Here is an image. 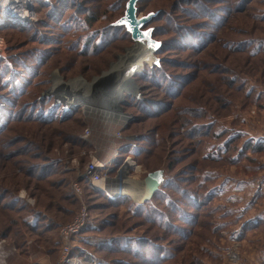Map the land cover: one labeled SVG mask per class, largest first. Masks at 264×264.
<instances>
[{
  "label": "rangeland",
  "instance_id": "rangeland-1",
  "mask_svg": "<svg viewBox=\"0 0 264 264\" xmlns=\"http://www.w3.org/2000/svg\"><path fill=\"white\" fill-rule=\"evenodd\" d=\"M126 1L35 0L32 25L0 30V105L19 111L0 127V253L11 254L0 264H58L61 228L84 207L88 222L71 246L90 264L237 263L238 244L221 239L231 228L221 225L226 201L196 208L182 189L202 195L243 171L261 183L264 151L232 157L256 143L243 128L264 130V0H140V15L159 13L146 28L164 43L159 64L130 78L144 105L124 90L107 113L67 106L66 94L105 90L123 73L136 43L110 25ZM223 129L236 139L224 157ZM114 156L104 170L113 198L82 175ZM128 158L135 168L125 181L166 167L168 184L152 202L120 190Z\"/></svg>",
  "mask_w": 264,
  "mask_h": 264
},
{
  "label": "crops",
  "instance_id": "crops-1",
  "mask_svg": "<svg viewBox=\"0 0 264 264\" xmlns=\"http://www.w3.org/2000/svg\"><path fill=\"white\" fill-rule=\"evenodd\" d=\"M242 130L246 137L256 140L254 145L257 147L242 144L243 147L238 149L232 158L237 159V156H240L243 150L248 147L251 150L257 148V151H264V130L250 131L251 129L248 128ZM226 139H229V136ZM223 144L222 154L225 151V143ZM251 168L247 166L249 171ZM250 176L243 171L238 175L226 177L223 175L220 178V183H222L221 199L226 201L222 205V208H225V213L222 216L227 217L221 225L226 226L227 223L231 225L230 230L223 233L221 239L232 245L238 244L235 246L237 259L235 264H264V183H258ZM224 249L229 251L232 246L229 245ZM2 255L11 257V254L3 252L0 253L1 260Z\"/></svg>",
  "mask_w": 264,
  "mask_h": 264
},
{
  "label": "bare ground",
  "instance_id": "bare-ground-1",
  "mask_svg": "<svg viewBox=\"0 0 264 264\" xmlns=\"http://www.w3.org/2000/svg\"><path fill=\"white\" fill-rule=\"evenodd\" d=\"M19 3H20L18 4L19 7L21 6L24 8L23 11L24 13H26V16L30 17L32 8L30 7L29 1L19 0ZM20 25H27V24H20ZM127 58L129 62L127 61L128 64L124 63L125 64L124 71L119 77V79L117 78L115 80V83H113L114 79L111 80V82L109 83L111 85H108L105 90L101 88L102 90L100 89V91L98 90L96 92L87 93V94L84 91H77V92L75 91L76 93L74 95L66 94V96L64 95L65 97L62 96L64 98H60V99L64 100L65 104L69 107L80 105V106L89 107V109L95 110L97 112L107 113L108 109H112L113 102L120 100V98L118 97L120 92L124 90H128V91L132 90L134 94L137 93V87L132 83L130 78L137 70L141 69L144 63L152 62L151 52H150L149 47H147V45H144V46L136 45L133 51H129ZM112 158L110 157L106 161L99 160L100 162L97 164V167H105V163H108L110 160H112ZM133 168H135V163L132 161L131 158L124 161L123 165L121 166L119 170V175H120L119 177H122V180H121L122 182L120 185V187L122 186V188H120V190H123V188L130 189L132 191L140 190L139 194L137 193H134V194L131 193V194L137 200H145L149 194L148 193L149 187L147 183L145 181H138L139 183L125 181L126 179L123 178L124 174L128 175L129 174L128 172L132 170ZM127 169L129 170L127 171ZM127 177L128 176H126V178ZM103 188L107 189L105 186H103ZM126 193L128 194L130 192L126 191L125 193L123 192L122 194H126Z\"/></svg>",
  "mask_w": 264,
  "mask_h": 264
},
{
  "label": "built area",
  "instance_id": "built-area-1",
  "mask_svg": "<svg viewBox=\"0 0 264 264\" xmlns=\"http://www.w3.org/2000/svg\"><path fill=\"white\" fill-rule=\"evenodd\" d=\"M27 1H29L30 7L32 8L30 17L26 16V13H24L23 11L24 9L23 7L21 6L19 7L18 5L20 4L19 0H0V21H11L19 25L32 24L33 22H35L36 13L33 7V4H35V2L33 0H27ZM45 2H47V0H45ZM88 134L89 133H85L84 137H88ZM114 159L115 156L112 158V160ZM99 162H100L99 160L93 161L88 165L86 171L82 175L83 181L89 182L94 187L105 190L111 197H113L112 195L114 194L113 189H117V188L107 184L106 173H104L107 164L110 163L111 160L108 163H105V167H97V164ZM258 181L264 183V174L259 177ZM73 184H74L73 186L74 192L77 195L81 194L82 189L79 183L75 182ZM103 186H105L107 189L103 188ZM124 197H130V196H124ZM88 218L89 215L87 212V208L84 207L83 210L80 212V214L72 223L61 228L60 233H61V242H62V256L58 264H86V263L90 264V259L80 258L76 254H74L72 252L73 249L71 246L72 237L82 230V228L87 224Z\"/></svg>",
  "mask_w": 264,
  "mask_h": 264
},
{
  "label": "water",
  "instance_id": "water-1",
  "mask_svg": "<svg viewBox=\"0 0 264 264\" xmlns=\"http://www.w3.org/2000/svg\"><path fill=\"white\" fill-rule=\"evenodd\" d=\"M139 0H127L124 14L117 20L112 22V26L126 28L127 32L131 34L132 39L136 45L149 47L152 57V62L159 64L160 59L154 55V53L161 47V42L155 40L152 35L154 27H148V24L154 19L158 12H149L145 15H140L138 11ZM151 62V63H152ZM138 99H142V94L137 87V93H135ZM167 180L166 167L162 166L159 169L153 170L147 173L145 182L148 185V196L145 201L153 198L156 192L162 189L164 183Z\"/></svg>",
  "mask_w": 264,
  "mask_h": 264
},
{
  "label": "trees",
  "instance_id": "trees-1",
  "mask_svg": "<svg viewBox=\"0 0 264 264\" xmlns=\"http://www.w3.org/2000/svg\"><path fill=\"white\" fill-rule=\"evenodd\" d=\"M33 1H35V0H33ZM127 2V1H126ZM139 2H140V0L138 1V11H140V8H139ZM201 7H202V9H204V10H207L206 9V7L203 5H200ZM125 7H126V3H125ZM124 11H125V9H124ZM124 11H123V14H124ZM159 14V13H158ZM121 17V16H120ZM219 17V16H218ZM217 16H215V18H218ZM156 19L158 18V15L155 17ZM118 19V18H117ZM116 19V20H117ZM88 20L90 21V23L91 24H93L94 22H96L97 20H98V17H96L95 15H92V16H89L88 17ZM8 23V24H10L11 22H8V21H0V30H2V29H4V28H6V26L8 27V28H19V29H21L22 27H25V26H21V25H19V26H16V25H18V24H16V23H11V25H5L4 23ZM13 24V25H12ZM3 25V26H2ZM28 25H32V24H28ZM10 26H12V27H10ZM27 26V25H26ZM111 27H113V29H120V28H123V30L129 35V37L132 39V37H131V34L129 33V32H127V30H126V28L125 27H123V26H120V27H115V26H112V25H110ZM28 27V26H27ZM133 40V39H132ZM164 48V43H162V45H161V47L156 51V52H159V51H161L162 49ZM138 71L139 70H137L135 73H134V75L135 74H137L138 73ZM140 72V71H139ZM128 91V90H127ZM130 92V91H129ZM134 94V93H133ZM149 100V99H148ZM125 101V100H124ZM138 102H141V104H142V106L144 105V103L146 102V99H142V100H140V101H138ZM17 112H19V111H17V110H13L12 112L10 111V110H6V109H4V107H2L1 108V105H0V127H1V125H2V122H7V121H9L12 117H14L15 116V113H17ZM3 125H4V123H3ZM228 130V129H227ZM227 136V131H226V129H223L222 131H221V138H223L224 136ZM238 136V135H237ZM237 139H239V137H237ZM234 140H236V139H234V138H229V139H226L225 141H223L224 143H225V152H227L229 149H230V146H231V144L233 143V141ZM249 147H250V145H249ZM254 150H257V148H254ZM212 156V155H211ZM207 179H205V181H206ZM167 184H168V181L167 182H165L164 183V185H163V188L164 187H166L167 186ZM221 186H222V183H218V184H216V185H213V186H211V187H209L208 189H205L204 191H203V193H202V195L196 190V191H194V190H192V189H182V192L185 194H187L188 196H189V198H191L192 200H191V204L194 206V207H196V208H199L201 205H202V207L203 206H205V204H207L208 202H212L213 200H215V199H217V198H220L221 199V193H220V189H221ZM162 188V189H163ZM162 189L161 190H159L158 192H156L155 193V195L153 196V198L152 199H150V200H147L146 202L147 203H149V202H152L155 198H157V196L159 195V193L160 192H162ZM117 199H119V200H121L122 202H124V201H126V198L125 197H118ZM145 204V203H144ZM183 218L184 219H186V221L187 222H189V221H197L196 220V216H195V214L194 213H191V212H189V211H187V212H185V214L183 215ZM167 224V223H166ZM173 227H176V225H174ZM193 233V231H188L187 232V234H192ZM184 235H186V233L184 232ZM189 236V235H188ZM186 237H187V235H186ZM146 245V244H145ZM153 246V245H152ZM157 253V254H156ZM156 253H153V256L152 257H155V258H157V259H159L160 258V253H158V252H156Z\"/></svg>",
  "mask_w": 264,
  "mask_h": 264
}]
</instances>
